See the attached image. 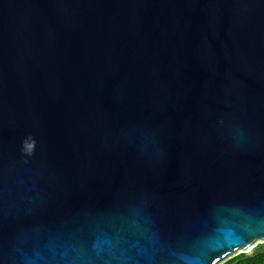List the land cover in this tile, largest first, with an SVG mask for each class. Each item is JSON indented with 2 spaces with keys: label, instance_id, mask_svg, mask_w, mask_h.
Returning <instances> with one entry per match:
<instances>
[{
  "label": "water",
  "instance_id": "95a60500",
  "mask_svg": "<svg viewBox=\"0 0 264 264\" xmlns=\"http://www.w3.org/2000/svg\"><path fill=\"white\" fill-rule=\"evenodd\" d=\"M261 243L264 0H0V264Z\"/></svg>",
  "mask_w": 264,
  "mask_h": 264
},
{
  "label": "trees",
  "instance_id": "16d2710c",
  "mask_svg": "<svg viewBox=\"0 0 264 264\" xmlns=\"http://www.w3.org/2000/svg\"><path fill=\"white\" fill-rule=\"evenodd\" d=\"M224 264H264V243L258 244L250 253L239 254Z\"/></svg>",
  "mask_w": 264,
  "mask_h": 264
},
{
  "label": "snow or ice",
  "instance_id": "6c2138e0",
  "mask_svg": "<svg viewBox=\"0 0 264 264\" xmlns=\"http://www.w3.org/2000/svg\"><path fill=\"white\" fill-rule=\"evenodd\" d=\"M29 148H31V145H28Z\"/></svg>",
  "mask_w": 264,
  "mask_h": 264
}]
</instances>
